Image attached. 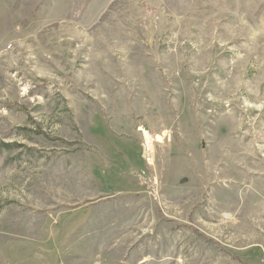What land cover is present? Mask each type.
Listing matches in <instances>:
<instances>
[{
	"label": "rangeland",
	"instance_id": "1",
	"mask_svg": "<svg viewBox=\"0 0 264 264\" xmlns=\"http://www.w3.org/2000/svg\"><path fill=\"white\" fill-rule=\"evenodd\" d=\"M0 264H264V0H0Z\"/></svg>",
	"mask_w": 264,
	"mask_h": 264
},
{
	"label": "built area",
	"instance_id": "2",
	"mask_svg": "<svg viewBox=\"0 0 264 264\" xmlns=\"http://www.w3.org/2000/svg\"><path fill=\"white\" fill-rule=\"evenodd\" d=\"M138 131L141 134L143 140H144V158L145 161H147V163L151 164L153 163V152H154V148L151 149V147L154 146L155 144V140L151 139V142L147 139L145 131H147L144 127L139 126L138 127ZM149 133V131H147ZM150 142V145H149Z\"/></svg>",
	"mask_w": 264,
	"mask_h": 264
},
{
	"label": "bare ground",
	"instance_id": "3",
	"mask_svg": "<svg viewBox=\"0 0 264 264\" xmlns=\"http://www.w3.org/2000/svg\"><path fill=\"white\" fill-rule=\"evenodd\" d=\"M145 134H146V137H147V139L151 142V139H154L155 140V138L153 137V136H151L150 135V133H148L147 131H145ZM162 137L160 136V135H158L157 137H156V140L155 141H158V142H162ZM150 142H149V145H150ZM152 148H154V146L153 147H151V149Z\"/></svg>",
	"mask_w": 264,
	"mask_h": 264
}]
</instances>
